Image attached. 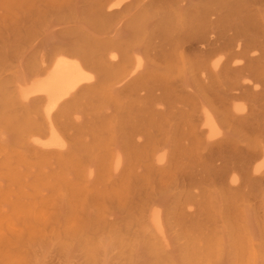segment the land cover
I'll use <instances>...</instances> for the list:
<instances>
[{"label":"bare ground","instance_id":"6f19581e","mask_svg":"<svg viewBox=\"0 0 264 264\" xmlns=\"http://www.w3.org/2000/svg\"><path fill=\"white\" fill-rule=\"evenodd\" d=\"M1 100L43 157L93 148L146 177L168 147L235 210L264 194V0H0Z\"/></svg>","mask_w":264,"mask_h":264},{"label":"rangeland","instance_id":"374dc122","mask_svg":"<svg viewBox=\"0 0 264 264\" xmlns=\"http://www.w3.org/2000/svg\"><path fill=\"white\" fill-rule=\"evenodd\" d=\"M3 101L0 264H264L263 193L240 195L228 211L218 185L178 175L190 160L174 161L168 147L146 177L134 164L115 177L111 163L88 161L102 152L93 148L43 157L23 142L28 114ZM161 198L159 233L148 213Z\"/></svg>","mask_w":264,"mask_h":264}]
</instances>
